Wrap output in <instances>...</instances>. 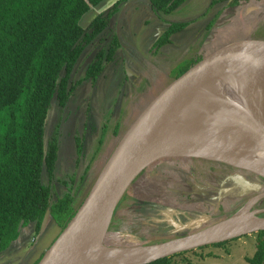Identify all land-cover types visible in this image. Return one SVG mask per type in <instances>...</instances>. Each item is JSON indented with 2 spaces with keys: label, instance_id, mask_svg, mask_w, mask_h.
Wrapping results in <instances>:
<instances>
[{
  "label": "rangeland",
  "instance_id": "1",
  "mask_svg": "<svg viewBox=\"0 0 264 264\" xmlns=\"http://www.w3.org/2000/svg\"><path fill=\"white\" fill-rule=\"evenodd\" d=\"M211 1L187 0L173 13H161L159 18L150 9L149 0H103L82 17L80 25L86 31L96 16L118 3L117 13L110 19L103 40L96 39L82 51L71 73L72 83L83 80L87 66L99 50L107 49L114 35L119 46L95 84L87 80L81 82L75 86L65 107L53 104L50 109L45 139L56 136L58 154L53 177L43 172L41 180L50 188L53 199L79 188L77 204L80 205L120 137L143 108L174 79L177 70L228 44L264 41V0H228L225 9L221 8L225 1L212 6ZM211 17H214L213 26L207 30L204 25ZM178 22H187V26L171 35L169 45L152 51L168 24ZM225 65L227 63L212 71H221ZM229 73L242 89L235 87L229 75L222 72L218 85L204 88L196 86V82L192 88L183 90L179 101L194 95L206 105L208 113L218 115L225 130L229 119L242 124L244 117L239 105L245 99L240 91L243 90L249 100L256 99L262 92L264 99V62L237 64ZM229 123L235 128L232 120ZM208 126L217 131L214 126ZM220 134L223 139H240L232 133ZM225 176L222 183L227 182L218 191V198L227 193L222 199L223 205L214 201L212 210L207 211L184 208L188 205L184 194L192 193L193 198L199 199L200 193L206 196L214 193L206 187L217 186L216 182L220 183ZM263 186L247 173L224 170L208 161L161 160L139 175L127 190L100 243L105 247L147 245L188 235L228 219L250 198L263 192ZM165 195L183 210L166 211L158 207L157 203H167ZM261 209H264V199L251 208ZM25 229L21 231V242L11 243L0 253V264H35L61 230L52 219L37 234L35 223ZM257 241V234L246 235L218 246L209 245L174 255L164 264H247Z\"/></svg>",
  "mask_w": 264,
  "mask_h": 264
},
{
  "label": "trees",
  "instance_id": "2",
  "mask_svg": "<svg viewBox=\"0 0 264 264\" xmlns=\"http://www.w3.org/2000/svg\"><path fill=\"white\" fill-rule=\"evenodd\" d=\"M102 1L0 0V253L31 223L37 234L47 211L63 229L79 206V188L53 199L41 180L43 172L53 177L58 154L56 136L47 141L45 129L52 105L65 107L82 81L95 83L119 46L114 35L107 49L99 50L87 66L83 80L72 83L71 73L82 51L94 40H103L118 10L116 3L83 30L81 18ZM185 1L150 0L149 7L160 18L161 13L169 15ZM224 1L228 0H212L210 5ZM186 26L187 22L168 24L151 50L169 45L171 35ZM201 59L190 61L173 77ZM113 133L117 134V128ZM255 234L258 241L247 264H264V231ZM169 258L149 264H164Z\"/></svg>",
  "mask_w": 264,
  "mask_h": 264
},
{
  "label": "water",
  "instance_id": "3",
  "mask_svg": "<svg viewBox=\"0 0 264 264\" xmlns=\"http://www.w3.org/2000/svg\"><path fill=\"white\" fill-rule=\"evenodd\" d=\"M150 2V1H149ZM239 64L264 62V41L244 40L219 48L175 77L139 113L118 140L98 171L73 217L60 230L36 264H149L213 244L264 231V210H251L264 192L250 198L235 214L201 230L165 242L102 246L115 209L139 175L160 160L200 159L232 167L264 180V99H248L239 109L244 122L229 123L226 132L248 146L238 149L223 143L198 115L174 98L186 91L204 72L223 61ZM50 217L46 212L39 232ZM53 220V219H52ZM225 230H214L225 222ZM55 223V222H54ZM25 229V228H24Z\"/></svg>",
  "mask_w": 264,
  "mask_h": 264
},
{
  "label": "bare ground",
  "instance_id": "4",
  "mask_svg": "<svg viewBox=\"0 0 264 264\" xmlns=\"http://www.w3.org/2000/svg\"><path fill=\"white\" fill-rule=\"evenodd\" d=\"M224 63H227V66L225 65V68H223L221 71L219 70L218 72H214L211 69L209 71L204 72L205 74H201L199 76L201 78V80H199L198 82L196 81L197 82L196 86H198V87L199 86H203L204 88L205 87H215L216 85L219 84V81L222 80V76L220 75V73L225 72V73H227L229 75V78H231L232 81L234 82V86L237 87V88H241L240 85L237 83L236 79L229 73L230 72V68L232 66L237 65V64L239 65V63L234 64L235 63L234 61L227 60V61H223L221 64H219V66H221ZM195 83L193 85H191L188 89L192 88L195 85ZM221 83H223V82H221ZM191 91L193 92V89ZM242 91H240L241 92L240 95H241V97L243 96L245 98L246 96H245L244 93H242ZM181 95L182 94L180 92L174 99L176 101H179V98L181 97ZM187 97L188 98H185V100H182V101L180 100V102L182 104H185L186 107H188L191 110H193L198 115V117H200V119L204 123H206L207 125L214 126L217 131H215L212 128L211 129L218 135V137L220 138V140L223 143L227 144L228 146H230L232 148H238V149L245 148L246 145L248 146L249 142H247V140L223 139V136L220 133H225L226 130L223 128V125H221L222 122H221V120H219L218 115L214 114L212 111H211V113H208V108L206 107V105L204 103L200 102L199 100H197L194 95H190V96H187ZM190 98H192V99H190ZM234 222L235 221H233V222H229L228 221V222L222 223V224L218 225L216 228H214V230H216V229L217 230H225L226 228L231 226L230 225L231 223L233 224ZM44 227H45V225H44Z\"/></svg>",
  "mask_w": 264,
  "mask_h": 264
},
{
  "label": "flooded vegetation",
  "instance_id": "5",
  "mask_svg": "<svg viewBox=\"0 0 264 264\" xmlns=\"http://www.w3.org/2000/svg\"><path fill=\"white\" fill-rule=\"evenodd\" d=\"M226 3H227V1L226 2H224L223 4H221V8H223V9H225V8H227L226 7ZM222 9V10H223ZM214 17H211L210 18V20L204 25V27H205V29L206 28H208L207 30H209L212 26H213V24H212V22H211V20L213 19ZM208 25H209V27H208ZM96 40H94L93 42H95ZM93 42H91V43H93ZM90 43V44H91ZM88 46V45H87ZM107 65V64H106ZM105 65V66H106ZM105 68V67H104ZM89 81V80H88ZM82 82H85V80L84 81H82ZM90 82V81H89ZM91 83V82H90ZM92 84H95V83H92ZM66 106V105H65ZM211 163H214V162H211ZM215 164H218V165H220L224 170H226L227 168H229L231 171H233V172H243V173H247V174H249V175H251V176H253L254 178H256V179H258V180H260L261 181V183L264 185V180L263 179H261V178H259V177H257L256 175H254V174H251V173H248V172H245V171H241V170H237V169H234V168H232V167H229V166H226V165H223V164H219V163H215ZM226 177L227 176H225L224 178H222V180L220 181V183H217L216 182V185L217 186H214V187H211V188H216L215 190L214 189H211V188H209L210 186H207L206 188H208L207 190H212V191H214V193H209V194H207V196L205 195V193H200V197H199V199H195V198H193V196H192V193H187V194H184L185 195V197H187V199H186V202H188L187 204L188 205H185L184 206V208H186V207H190V208H192V209H198V210H204V211H207L208 209L210 210H212V204L214 203V201H220L219 202V204L220 205H223V204H221V202H222V199L225 197V196H227L226 194V192L224 193V195L222 194V196H220V198H218L219 196V194H218V191H220L221 189H223V187H224V185L226 184V182L227 181H225L224 183H222V181L223 180H226ZM182 182V181H181ZM235 185V184H234ZM260 185V184H259ZM237 188H240V187H238V185L236 184L235 185ZM205 188V189H206ZM241 189V188H240ZM263 189H264V186H263ZM263 192H264V190H263ZM262 193V192H261ZM197 195H199L198 193H197ZM165 199H168V201H166L167 203H164V202H161V203H157V206L158 207H160V208H162L163 210H166V211H170V210H172V209H174V208H176L177 210H179V212H180V207H178L177 206V204H175V202H174V200H173V202H170L169 200H172L171 199V197L170 196H167V195H165ZM262 199H264V198H262ZM262 199H260V200H262ZM260 200H258L257 202H259ZM256 202V203H257ZM181 210H183V209H181ZM261 210H264V209H261ZM172 214V213H171Z\"/></svg>",
  "mask_w": 264,
  "mask_h": 264
},
{
  "label": "crops",
  "instance_id": "6",
  "mask_svg": "<svg viewBox=\"0 0 264 264\" xmlns=\"http://www.w3.org/2000/svg\"><path fill=\"white\" fill-rule=\"evenodd\" d=\"M150 1V0H149ZM117 13V12H116ZM82 19V18H81ZM81 21V20H80ZM184 160H188V159H184ZM124 215V214H123ZM120 216H122V215H120ZM29 226V225H28ZM24 230H26V229H24ZM45 230V229H44ZM44 232V231H43ZM22 237H21V233H20V236L18 237V239L16 240V241H14V242H16V243H19V242H21V239Z\"/></svg>",
  "mask_w": 264,
  "mask_h": 264
}]
</instances>
